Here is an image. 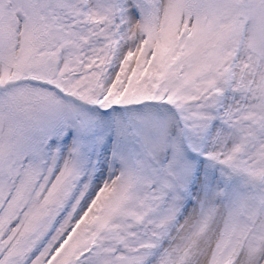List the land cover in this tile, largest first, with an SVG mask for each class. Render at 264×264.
I'll return each instance as SVG.
<instances>
[{
	"label": "snow or ice",
	"instance_id": "6c2138e0",
	"mask_svg": "<svg viewBox=\"0 0 264 264\" xmlns=\"http://www.w3.org/2000/svg\"><path fill=\"white\" fill-rule=\"evenodd\" d=\"M0 264H264V0H0Z\"/></svg>",
	"mask_w": 264,
	"mask_h": 264
}]
</instances>
